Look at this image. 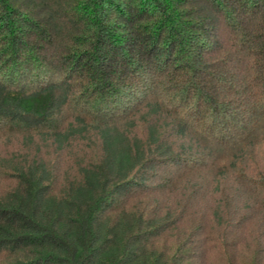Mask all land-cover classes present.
I'll list each match as a JSON object with an SVG mask.
<instances>
[{"label":"trees","instance_id":"obj_1","mask_svg":"<svg viewBox=\"0 0 264 264\" xmlns=\"http://www.w3.org/2000/svg\"><path fill=\"white\" fill-rule=\"evenodd\" d=\"M0 264H264V0H0Z\"/></svg>","mask_w":264,"mask_h":264}]
</instances>
